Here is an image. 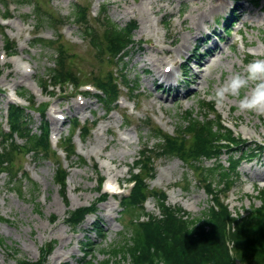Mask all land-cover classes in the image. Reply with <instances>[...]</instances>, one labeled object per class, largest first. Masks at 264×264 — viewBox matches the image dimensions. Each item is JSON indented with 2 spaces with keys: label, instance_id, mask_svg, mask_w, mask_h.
Segmentation results:
<instances>
[{
  "label": "rangeland",
  "instance_id": "obj_1",
  "mask_svg": "<svg viewBox=\"0 0 264 264\" xmlns=\"http://www.w3.org/2000/svg\"><path fill=\"white\" fill-rule=\"evenodd\" d=\"M7 1L10 3L9 13L12 15V18L8 20L2 18L8 14V11L0 3L1 126L7 127L5 115L8 103L29 105L27 100L17 95V92L23 91L22 88L35 95L36 110H32L34 131H38L43 121L39 110L46 104L50 105L47 110V119L51 124L54 147L57 148L59 138L64 139L65 136H69L73 126L70 119L78 117L82 123L95 126L88 137L83 138L78 132L73 137L77 152L86 159V163H79L75 156L68 162L64 153L61 152L64 164L70 171L65 190L67 198L60 184L55 181L57 166L54 157L51 160H44L23 151L15 155L14 169L20 166L26 169L31 179L38 184L35 192H32V184L24 179V195H20L17 190L8 188L9 176L5 172L0 174V216L9 220L0 221V238L5 244L0 246V264H17L16 258H26L35 262L41 257V248L55 241L56 247L49 256L47 264L66 262L77 264V260L83 256L80 244L88 236L97 243V252L94 255L102 260L103 256L99 250L107 249L120 242L121 234L129 223V219L121 216L122 209L119 207L118 200L110 196L98 206V220L105 225L104 237H98L93 232L92 223L95 219L92 216L86 219L81 228L71 229L67 223L68 212L93 206L97 202L102 193V191L98 192L99 179L102 177L105 178L104 191H107L109 188L107 184L111 181L116 186L110 190L115 191L118 198L128 193L127 181L134 172L133 167L140 150L145 146L152 148L158 143L147 123L173 133L186 111L193 109L200 114L202 100H211L214 90L233 73H242L251 60L264 58V0H258L256 5L251 0H243L238 4L235 0H225L227 6L217 9L212 13L213 15L210 14L207 19L202 20L201 30L198 32L193 25L194 18L197 13L210 7L211 0H36L46 13L65 19V24L59 31L56 27L49 25L48 21L45 25H40V18L38 15L35 16V7L31 3H24L25 1L22 0ZM215 1L212 0V3H216ZM76 2L89 5L91 23L93 17L98 15L103 6H106L109 15L120 25L125 26L130 21H136L138 26L134 37L136 42L130 58L127 59L130 84L128 87L121 88L120 105L110 114H107L106 108L93 97L95 91L89 85L86 88L90 89L91 93L87 97L79 95L73 87H67L66 92L64 88L57 87L53 89L49 97L47 93L44 94L41 87L43 79H49L48 74L54 67L56 52L51 47H43L36 43L30 47L29 43L35 36L55 40L59 38L57 34L60 32L72 55L73 70L77 74L80 73L78 77L82 81H91V71L96 74H106L116 67L108 61L98 63L95 50L84 33L83 27L67 18L72 15L73 4ZM236 5L239 6L236 13L238 19L230 28L232 32L227 37L223 27L226 26L227 17L232 16V9ZM125 6L128 7V12ZM196 7L199 8L196 9ZM243 8L247 10L244 11ZM148 26L151 28H147ZM143 30L146 31L143 32ZM215 30L222 39L221 43L206 39L201 44V49H196L195 59L190 65L193 69L188 68L186 70L188 75L179 79L181 86L176 85L178 81L176 77L181 72L179 67V70H174L170 79L173 82L172 88L158 87L159 81L152 83L158 76L152 65L146 64L149 62L150 48L156 44L167 46L164 43L167 33L172 35L171 39L178 40L174 46L183 42L184 34L192 36L193 39L190 40L189 48L185 53L189 56L195 44L209 33L216 34L213 33ZM6 38L18 43V50L12 56L5 52ZM214 47L219 48V51L224 49L225 52L210 53L208 48L212 50ZM248 54L251 58L246 63L244 59ZM19 55L25 59V63L30 64L29 68L25 69L21 64H17L16 57ZM177 55L174 51V58L181 63V56L177 57ZM161 56L165 60L164 63H160L161 69L168 73L166 67L169 61H172V57L166 54ZM207 61L212 63L208 66L206 63L203 66ZM170 66L173 68L172 64ZM145 68H149V74L144 73ZM117 69L121 70V66ZM200 73H204L205 77L200 78ZM145 79L150 81L146 82ZM131 87H136V90L132 91ZM237 103L236 98L229 97L223 105H216V113L220 114L225 124L243 140V144L247 145L250 153L254 148L259 149V152L256 151L254 153L256 157L252 159H249L250 156L245 157L246 159L239 164L237 172L233 175L235 182L226 194L221 192L224 186L219 184L220 175L214 177V183L215 190L218 193L221 192L223 197H227L226 202L229 204L230 211L234 215L238 212L244 215L253 206H260V191L264 190V179L252 178L257 173L264 177V116L250 112L242 113L238 111ZM79 105L85 108L78 109ZM98 120H100L99 123L95 124ZM17 139L19 143H23L22 138ZM229 161V154L225 153L216 163L229 165ZM212 165V160L200 164L201 167ZM155 167L154 178H147V182L151 189L164 190L167 193L168 204L171 207L179 206L193 216H200L215 203L214 197L209 195L199 182L201 177L194 165H188L179 157L172 156L155 159ZM117 180L120 188L118 183L116 184ZM145 207L148 213L160 214L155 196L148 197ZM53 215L56 216L55 222L52 221Z\"/></svg>",
  "mask_w": 264,
  "mask_h": 264
},
{
  "label": "trees",
  "instance_id": "obj_2",
  "mask_svg": "<svg viewBox=\"0 0 264 264\" xmlns=\"http://www.w3.org/2000/svg\"><path fill=\"white\" fill-rule=\"evenodd\" d=\"M35 7V16H39L40 25H49L60 29L65 24L61 16L46 13L36 0H22ZM239 1V0H237ZM258 4V0H253ZM9 13L10 3L0 0ZM236 13H234L235 15ZM48 18V19H47ZM81 25L84 33L95 50L98 63L108 61L115 64L106 74H96L91 71V83L98 89L96 97L106 108L112 112L118 105L121 88L128 86V61L135 45L136 21H130L125 26L116 22L103 6L97 16L90 21L89 5L83 3L73 4L72 15L67 17ZM37 27V26H36ZM227 35L229 31L227 30ZM58 39H45L37 37L35 43L55 50L54 67L50 69L47 80L43 79L41 85L48 87H65L73 85L80 87V73L73 70L72 55L63 35L59 32ZM6 47L16 51V43L6 38ZM67 45V46H66ZM247 55L244 62L250 61ZM121 66V70L117 68ZM21 95L29 101V106L13 104L8 109L9 131H5L0 124V174L5 172L8 178L9 189L17 190L24 195L23 180L32 184V192L37 190L38 184L34 182L22 166L14 169L15 155L18 152L31 154L35 158L50 160L54 157L56 163L55 181L60 184L62 192L67 198V176L69 169L62 162L58 151L52 149L50 140V125L48 121L41 125L38 131L32 127V110L35 108L34 95L22 88ZM135 91V88H131ZM49 91V90H48ZM201 113L195 110L186 111L179 125L173 133L164 131L161 127L147 123L158 143L152 148L147 146L140 150L133 167L130 182H134L130 193L120 199L121 216L129 219L120 242L107 249L99 250L103 256L99 260L94 254L97 252L96 242L86 237L82 242V258L77 264H264V190H261L259 207L253 206L244 215H234L225 202L222 193L231 190L239 164L244 156L250 154L243 140L228 128L220 114L216 113V104L212 100L200 102ZM48 106L40 110L45 118ZM92 127L82 124L77 117L74 118L73 128L68 137L62 141V147L71 160L77 157L79 163H86V159L78 155L73 136L80 131L83 138L91 133ZM22 138L19 143L17 138ZM258 149L254 148L252 154ZM228 153L229 165L219 162L222 155ZM177 156L188 165H194L199 171V182L209 195L214 197L215 203L200 216H193L181 207H171L168 204L167 193L150 188L147 178H154L156 167L155 159L160 157ZM242 157V158H241ZM212 160L211 167H201L200 164ZM136 170V172H135ZM138 170V171H137ZM220 175L219 184L224 186L225 192L215 190L214 177ZM104 178L99 179L98 192H101ZM220 190V189H219ZM108 193H100V197L93 206L75 209L68 212L67 223L73 230L81 228L90 215H95L99 204L107 199ZM157 198L159 215L148 213L145 204L148 197ZM53 215L52 221L55 222ZM0 221H9L0 216ZM92 229L96 236H105V225L102 222L93 224ZM57 242L41 248V257L35 261L26 258H16L17 264H47L49 256L55 249ZM0 238V246H4ZM63 264H71L70 262Z\"/></svg>",
  "mask_w": 264,
  "mask_h": 264
},
{
  "label": "bare ground",
  "instance_id": "obj_3",
  "mask_svg": "<svg viewBox=\"0 0 264 264\" xmlns=\"http://www.w3.org/2000/svg\"><path fill=\"white\" fill-rule=\"evenodd\" d=\"M144 1V0H143ZM158 1V0H157ZM193 1V0H192ZM214 1V0H213ZM156 2V1H155ZM174 2V1H173ZM216 3H212V0H211V5H210V7L208 8V9H205L204 11H202L201 13H197V15L195 16V18H194V28H196V30H197V32H198V30H201V26H200V24H201V21L202 20H205V19H207V17L210 15V14H212V13H214L217 9H220V8H225L226 6H227V3H226V1L225 0H216L215 1ZM176 3V2H175ZM205 3V2H204ZM240 3V2H239ZM151 4V3H150ZM163 4V3H162ZM166 4H167V2H166ZM238 4V3H237ZM157 5V4H156ZM146 6V5H145ZM144 6V7H145ZM150 6V5H149ZM167 6V5H166ZM229 6V5H228ZM126 7V6H125ZM174 7V6H173ZM202 7V6H201ZM208 7V6H207ZM246 7V6H245ZM131 8V7H130ZM146 8V7H145ZM164 8H166V7H164ZM172 8V7H171ZM197 8H199V7H196V9ZM233 8H235L236 10H239V6L238 5H236V6H234ZM162 9V8H161ZM204 9V8H203ZM228 9V8H227ZM244 9V11H246L247 9L246 8H243ZM260 9V8H259ZM258 9V10H259ZM263 9V8H262ZM152 9H150V11H151ZM200 10V9H199ZM261 10V9H260ZM129 10H128V7H126V12H128ZM167 11V10H166ZM122 12V11H121ZM125 12V11H124ZM149 12V11H148ZM223 12V11H222ZM248 12V11H247ZM155 13H157V12H155ZM159 13V12H158ZM174 13V12H173ZM250 13V12H249ZM213 15V14H212ZM240 16V15H239ZM190 17V16H189ZM221 19V18H220ZM152 21V20H151ZM162 21V20H161ZM149 22V21H148ZM147 22V23H148ZM157 23V22H156ZM160 23V22H159ZM162 23V22H161ZM167 23V22H166ZM245 23V22H244ZM151 24H152V22H151ZM170 24V23H169ZM169 24H167V25H169ZM161 25V24H160ZM159 25V26H160ZM182 25H184V23H182ZM247 25V24H246ZM248 26V25H247ZM150 26H148L147 28H149ZM151 27H152V25H151ZM150 27V28H151ZM164 27H165V25H164ZM186 27V26H185ZM189 27V26H188ZM153 28V27H152ZM163 29V28H162ZM175 29V28H174ZM183 29H184V27H183ZM153 30V29H152ZM158 30V29H157ZM173 30V29H172ZM185 30V29H184ZM207 30V29H206ZM146 30H143V32H145ZM169 31V30H168ZM175 31V30H174ZM179 31V30H178ZM208 31V30H207ZM143 32H141L142 34H143ZM183 32V31H182ZM186 32V31H185ZM156 33H158L157 31H156ZM176 33V32H175ZM178 33V32H177ZM238 33H239V31H238ZM241 33V32H240ZM150 34V33H149ZM155 34V33H154ZM172 34H174V33H172ZM181 34V33H180ZM205 34V33H204ZM217 34V33H216ZM144 35V34H143ZM143 35H141V36H143ZM175 35V34H174ZM188 35V34H187ZM197 35V34H196ZM195 35V36H196ZM218 35V34H217ZM158 36V35H157ZM160 36V35H159ZM164 36V35H163ZM171 34L170 33H167L166 34V37H165V39H166V41H164V39H162L163 41H164V43L165 44H167V46L166 45H160V44H156V45H154L152 48H150V50H151V53L149 54V58H148V60H149V62L148 63H146V64H148V65H152V67L155 69V73L157 74V75H159V77H162V78H164L166 81H170V79H172V76H173V74H174V70H179V68L180 69H182V67H183V72L184 73H186V70L188 69V68H190V65H191V61H193V59H195V53H193V55L191 56V55H187V54H185L186 53V51L188 50V46H189V42H190V40L191 39H193L192 38V36L189 34V36H186L185 34H184V36H183V39H182V43L181 44H179V45H177V46H174V44H176L177 42H178V40L176 41L175 39H171ZM149 37V36H148ZM151 37V36H150ZM155 37V36H154ZM144 38V37H143ZM182 38V37H181ZM157 39V38H156ZM180 39V38H179ZM196 39V38H195ZM198 39V38H197ZM158 40V39H157ZM159 40H161V39H159ZM210 41V40H209ZM152 42V41H151ZM142 43V42H141ZM146 43H147V41H146ZM161 43V42H160ZM163 43V44H164ZM153 44V43H152ZM198 44L201 46V42H199V43H196L195 44V48L196 47H198ZM206 44V43H205ZM173 46H174V48H173ZM205 48V47H204ZM193 49V48H192ZM174 51L176 52V54H178L179 56H181V58H183V60L180 58V60L181 61H183L182 63H180L179 61H178V59H175L174 58ZM194 51V50H193ZM197 51V50H196ZM208 52V51H207ZM220 53V54H222L223 52H225L224 51V49H221L220 51H219V48H216V47H214L211 51H210V53H213V54H216V53ZM218 53V54H219ZM161 54H166V55H169L170 57H172V61H169V63H168V66L169 65H173V68L171 69V71L170 72H165L163 69H161V64L160 63H164L165 62V60H164V57L163 56H161ZM178 55H177V57H178ZM168 56V57H169ZM209 56V55H208ZM169 57V58H170ZM219 57H220V55H219ZM218 57V58H219ZM216 58V57H215ZM217 58V59H218ZM168 59V58H167ZM25 59L21 56V55H19V56H17L16 57V62H17V64H21L25 69H27V68H29L30 67V64H27V63H25V61H24ZM199 60V59H198ZM203 61V60H202ZM217 61V60H216ZM171 63V64H170ZM206 63H207V66H208V64H210V63H212V62H205V64H203V63H201V65L203 64V66L204 65H206ZM167 64V63H166ZM199 64H200V62H199ZM16 65V64H15ZM145 65V64H144ZM213 65V64H212ZM212 65H210V66H212ZM146 66V65H145ZM179 67V68H178ZM201 67V66H200ZM143 68V67H142ZM193 69V67H191L190 68V70H192ZM210 69V68H209ZM151 70V69H150ZM152 71V70H151ZM200 71V70H199ZM19 72V71H18ZM17 72V73H18ZM177 72V71H176ZM10 73V72H9ZM144 73L145 74H149V68H145L144 69ZM13 74V73H12ZM21 74V73H20ZM7 75V74H6ZM11 75V74H10ZM9 75V76H10ZM15 75H16V73H15ZM19 75V74H18ZM17 76V75H16ZM21 77V76H20ZM23 77V76H22ZM199 77L200 78H202V77H205L204 76V73H200L199 74ZM9 78V77H8ZM10 78H11V76H10ZM204 80V79H203ZM11 81H13V80H11ZM145 81L146 82H149L150 80H148V79H145ZM158 81V80H157ZM6 83V82H5ZM17 83V82H16ZM152 83L153 84H155V83H157L156 82V78L152 81ZM202 84V83H201ZM146 86H147V84H146ZM155 86V85H154ZM163 86V83H161V82H159L158 83V87H162ZM173 86V85H172ZM166 87V86H165ZM16 89V88H15ZM169 90V89H168ZM167 90V91H168ZM180 90V89H179ZM182 94V93H181ZM184 95V94H183ZM163 103V102H162ZM85 108V106H78V109H84ZM263 150V149H262ZM264 157V156H263ZM112 159H114V158H112ZM122 161V160H121ZM247 161V160H246ZM260 162V161H259ZM260 165H262V164H260ZM252 178L254 179V178H260V179H264V177L260 174V173H257V174H255L254 176H252ZM118 181V180H117ZM258 181V180H257ZM257 181H255V182H257ZM110 183H112V182H110ZM256 184V183H255ZM111 187H114V183L113 184H111L110 185Z\"/></svg>",
  "mask_w": 264,
  "mask_h": 264
},
{
  "label": "clouds",
  "instance_id": "obj_4",
  "mask_svg": "<svg viewBox=\"0 0 264 264\" xmlns=\"http://www.w3.org/2000/svg\"><path fill=\"white\" fill-rule=\"evenodd\" d=\"M229 97L238 100V111L264 116V58H254L242 73H233L214 90L211 100L219 106Z\"/></svg>",
  "mask_w": 264,
  "mask_h": 264
}]
</instances>
